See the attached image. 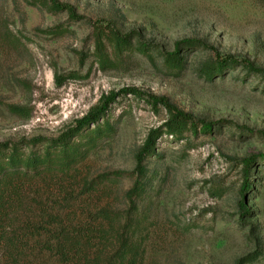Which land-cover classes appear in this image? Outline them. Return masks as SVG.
Here are the masks:
<instances>
[{
    "label": "rangeland",
    "instance_id": "rangeland-1",
    "mask_svg": "<svg viewBox=\"0 0 264 264\" xmlns=\"http://www.w3.org/2000/svg\"><path fill=\"white\" fill-rule=\"evenodd\" d=\"M59 1L72 13L0 0V142L58 136L104 95L125 87L165 96L196 120L216 125L183 139L164 135L157 155L145 159L150 183L137 205L145 215L138 264H236L247 256L255 258L246 264H264V79L241 67L212 80L200 74L218 54L264 69V0ZM98 28L135 32L165 51L187 38L206 46L188 52L181 71L165 68L161 56L153 62L138 52L102 69L94 53ZM109 115L117 130L81 164L82 178L124 174L83 194L80 204L126 212L136 155L167 115L132 95L118 99ZM252 155H258L253 190L244 197L242 159ZM33 189L29 198L61 196L43 183ZM52 261L47 254L39 260Z\"/></svg>",
    "mask_w": 264,
    "mask_h": 264
},
{
    "label": "trees",
    "instance_id": "trees-1",
    "mask_svg": "<svg viewBox=\"0 0 264 264\" xmlns=\"http://www.w3.org/2000/svg\"><path fill=\"white\" fill-rule=\"evenodd\" d=\"M28 2L51 11L72 13L71 6L59 0ZM205 46L201 40L187 38L178 41L173 51H165L154 42L140 39L135 32L98 28L94 53L102 69L117 67L119 58L126 52H138L153 62L156 56H161L165 68L181 71L187 64L188 52ZM236 67L264 79V69L250 59L220 54L206 63L200 74L212 80ZM63 80V76L56 75L58 83ZM128 95L143 100L155 111L164 109L167 115L160 127L150 131L136 155V166L132 171L135 181L125 196L129 208L126 212H117L80 204L83 194L90 195L111 178L124 174L116 171L113 177L107 173L90 180L82 178L80 166L102 141L115 134L116 123L109 112L118 99ZM12 109L21 111L17 106ZM215 125L196 120L165 96L143 94L136 88L125 87L104 95L86 115L58 136L0 142V264H40L44 254L52 257V264H138L142 257L141 239L138 238L143 235L145 215L137 205L150 183L145 159L157 155V140L164 135L183 139L188 133L196 136L212 131ZM38 144H42V148H35ZM242 161V195L246 197L253 190L251 168L257 163L258 155L244 157ZM40 183L58 191L61 196H50L49 201L29 198L28 190L36 191L33 188L39 187ZM78 189L81 194H77ZM239 205L243 214L249 212L243 199L239 200ZM254 258L247 256L238 259L236 264H246Z\"/></svg>",
    "mask_w": 264,
    "mask_h": 264
}]
</instances>
